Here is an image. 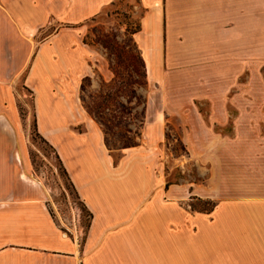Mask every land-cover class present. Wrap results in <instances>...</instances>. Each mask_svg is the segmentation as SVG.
I'll use <instances>...</instances> for the list:
<instances>
[{"label": "crops", "instance_id": "obj_1", "mask_svg": "<svg viewBox=\"0 0 264 264\" xmlns=\"http://www.w3.org/2000/svg\"><path fill=\"white\" fill-rule=\"evenodd\" d=\"M115 1L0 0V133L17 140L15 81L24 75L37 133L91 214L82 240L64 233L45 192L21 175L28 168L21 145L0 150V158L21 164L0 159V264H264L263 165L256 166L253 187L248 183L250 195L224 197L210 212L188 211L160 179L155 147L163 104L144 127L147 141L116 161L84 110L77 82L87 76L88 53L78 32ZM134 10L138 30L131 39L148 85L164 82L173 66L210 64L225 77L231 62L264 60V0H137ZM175 52L189 62H177ZM229 218L239 221L240 238L218 247L209 229Z\"/></svg>", "mask_w": 264, "mask_h": 264}, {"label": "rangeland", "instance_id": "obj_2", "mask_svg": "<svg viewBox=\"0 0 264 264\" xmlns=\"http://www.w3.org/2000/svg\"><path fill=\"white\" fill-rule=\"evenodd\" d=\"M136 3L116 0L81 24L78 33L87 48V76L77 84L84 110L103 131L116 161L125 149L147 141L144 127L163 104L164 131L155 147L160 179L183 197L188 211L210 212L224 197L250 195L256 166H264V60L231 62L229 75L218 77L210 64L195 68L185 53L175 52L176 61L187 66H173L164 82L148 85L131 39L138 30ZM53 27L57 29L56 24ZM15 82L17 140L0 133V150L21 145L28 167L21 173L23 179L45 192L48 210L64 233L77 232L82 240L89 223L87 210L55 151L37 133L24 75ZM148 102H154V108L146 109ZM0 159L4 165L21 166L17 157ZM212 193L214 198L206 199ZM215 223L209 236L216 246L232 245L240 238L239 221ZM240 253L238 249L236 256Z\"/></svg>", "mask_w": 264, "mask_h": 264}, {"label": "trees", "instance_id": "obj_3", "mask_svg": "<svg viewBox=\"0 0 264 264\" xmlns=\"http://www.w3.org/2000/svg\"><path fill=\"white\" fill-rule=\"evenodd\" d=\"M35 125H36V123H35ZM64 169V168H63ZM65 171V170H64ZM66 173V172H65ZM67 175V174H66ZM69 179V178H68ZM87 213H88V216H89V222H90V219H91V214L87 211ZM88 227H89V223H88ZM88 227H87V230H88ZM86 230V231H87Z\"/></svg>", "mask_w": 264, "mask_h": 264}]
</instances>
